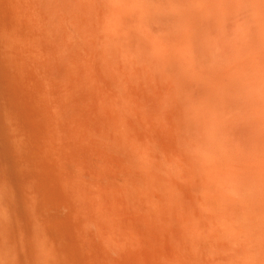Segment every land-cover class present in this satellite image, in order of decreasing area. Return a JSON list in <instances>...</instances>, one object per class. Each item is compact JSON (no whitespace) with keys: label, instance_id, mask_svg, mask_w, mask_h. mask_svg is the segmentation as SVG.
Listing matches in <instances>:
<instances>
[{"label":"bare ground","instance_id":"obj_1","mask_svg":"<svg viewBox=\"0 0 264 264\" xmlns=\"http://www.w3.org/2000/svg\"><path fill=\"white\" fill-rule=\"evenodd\" d=\"M6 2L19 30L20 1ZM55 15L60 28L66 16L76 25L79 50L97 60L94 127L122 132L118 145L102 141L122 147L127 180L143 187L141 196L127 193L136 238L165 230L178 251L172 264H264V0H57ZM12 35L6 53L15 62ZM17 111L7 118L17 121ZM11 126L24 161L18 177L35 191L39 174L27 160L43 149L22 122ZM44 227L34 232L36 264H57L58 244Z\"/></svg>","mask_w":264,"mask_h":264},{"label":"rangeland","instance_id":"obj_2","mask_svg":"<svg viewBox=\"0 0 264 264\" xmlns=\"http://www.w3.org/2000/svg\"><path fill=\"white\" fill-rule=\"evenodd\" d=\"M6 1L0 0V29L4 30L0 34L4 39L0 40V52L1 47L5 50L6 38L2 37L9 32L6 46L11 48L8 41L13 34V39L18 36L16 47H20L16 63L9 48L5 53L9 50L13 63L4 51L0 55L2 59L4 56L2 64L9 62L8 72L0 63V72H6L0 73V80L4 79L5 88H13L8 92L14 93H9L12 96L7 100V95L2 94L7 89L0 81V251L6 255V263L36 264L42 252L34 232L45 226L60 250L56 251L57 264H172L178 251L165 230L157 232L154 239L150 235L137 239L133 232L130 222L134 213L127 209V193L133 191L141 196L143 187L139 183L131 186V179L127 180L125 170L129 166L121 162L122 147L117 146L123 142L122 132L115 125L106 131L94 127L98 98L95 91L99 85L91 72L97 60L79 50L76 25L66 16L63 27H58L57 0H15L20 1L17 7L20 15L23 13L22 28L15 29L17 14L12 0H8L11 5ZM9 108L18 110L16 122L10 120L14 114ZM18 120L29 129L24 132L32 136L30 142L38 145L33 148L40 151L42 147L44 152H40L41 156L34 153L40 159L30 156L35 161L27 160L41 176L34 179L33 195L28 191L30 187L27 190L28 183L18 177L24 161L17 152L18 137L13 134L17 126H11L19 125ZM105 135L117 138V145L105 146ZM135 165L141 171L138 161ZM32 202L39 203L36 211ZM35 213L41 215L36 214L40 221L34 219Z\"/></svg>","mask_w":264,"mask_h":264}]
</instances>
